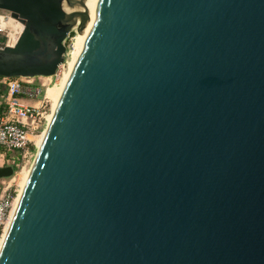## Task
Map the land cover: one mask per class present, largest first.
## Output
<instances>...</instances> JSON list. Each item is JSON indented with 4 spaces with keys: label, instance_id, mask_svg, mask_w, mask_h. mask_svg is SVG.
Here are the masks:
<instances>
[{
    "label": "water",
    "instance_id": "obj_1",
    "mask_svg": "<svg viewBox=\"0 0 264 264\" xmlns=\"http://www.w3.org/2000/svg\"><path fill=\"white\" fill-rule=\"evenodd\" d=\"M86 1L0 0V77L78 32L0 264H264V0Z\"/></svg>",
    "mask_w": 264,
    "mask_h": 264
},
{
    "label": "built area",
    "instance_id": "obj_2",
    "mask_svg": "<svg viewBox=\"0 0 264 264\" xmlns=\"http://www.w3.org/2000/svg\"><path fill=\"white\" fill-rule=\"evenodd\" d=\"M16 21L9 11L0 9V35L3 38L0 46H13L17 42L23 27L13 24L17 23ZM73 31H77V28ZM70 52L71 50L67 49L65 63L70 58ZM58 75L59 70L52 77ZM34 78L0 77V83L7 88L5 101L0 110V149H3L0 156L5 159V164L11 163L20 167L19 161L24 160L38 147L35 139L48 125L49 114L46 109L49 102L46 96L48 88L45 83L40 86L33 85ZM41 94L43 96L39 98ZM22 96L27 97L31 103L24 104L21 101ZM15 179H0V241L5 235L20 196V184L15 182Z\"/></svg>",
    "mask_w": 264,
    "mask_h": 264
},
{
    "label": "rangeland",
    "instance_id": "obj_3",
    "mask_svg": "<svg viewBox=\"0 0 264 264\" xmlns=\"http://www.w3.org/2000/svg\"><path fill=\"white\" fill-rule=\"evenodd\" d=\"M13 24H16L18 25L17 23L13 22ZM77 31H72L70 36L68 37V39L66 40L65 44L67 46V49L71 50L72 49V46H73V43H74V38L75 36L77 35ZM0 37H2L0 35ZM69 63H70V58H69ZM63 71H64V74H63ZM68 71V67H63V68H59V75L58 77H36L33 79V85H36V86H40L42 83H45V85L47 86V88L49 87H55L57 85H60L62 83V80L64 79V76L65 74L67 73ZM42 94L39 96V98H42ZM51 100V99H50ZM21 101L24 103V104H30L31 101L25 97V96H22L21 98ZM53 105H54V101L51 100L47 103V111H48V114H50L53 110ZM47 127V126H46ZM46 127H44V130H42L43 132L45 131ZM40 135V134H39ZM37 151H38V147L35 148V150L33 151L32 154H29L24 160H21L19 161L20 163V167H18V170L15 172V174L9 178H16L15 179V182H18L20 184V181L22 179V175H19L21 171H27L31 168L32 166V163L35 159V156L37 154ZM11 164V163H10ZM6 164H2L0 166H6Z\"/></svg>",
    "mask_w": 264,
    "mask_h": 264
},
{
    "label": "bare ground",
    "instance_id": "obj_4",
    "mask_svg": "<svg viewBox=\"0 0 264 264\" xmlns=\"http://www.w3.org/2000/svg\"><path fill=\"white\" fill-rule=\"evenodd\" d=\"M99 1H100V0H87V1H86V5H87V9H88V11H89V13H90V17H91V15L93 14V12H94V10L96 9V7L98 6ZM16 22H17V24H18L19 26L23 27V25H22L20 22H18V21H16ZM77 34H78V33H77ZM76 46H77V35H76L75 38H74V43H73V46H72V49H71V52H70V63H69V59H68V61H67V62L65 63V65L63 66V67H66V66H67V67H68V71H67V73L65 74L64 79L62 80V83H61L60 85H57V86H55V87H49V88L47 89L46 96H47L48 100H49V101H51V100L54 101L53 110H54V108H55V105H56V103H57V100H58V98H59V95H60V93H61V90H62V88H63V86H64V83H65V81H66V78H67V76H68V74H69V71H70V69H71V66H72V63H73V60H74V57H75ZM63 74H64V71H63ZM50 99H51V100H50ZM53 110H52V112L48 115V121H50V118H51V115H52V113H53ZM48 124H49V122H48ZM47 126H48V125H47ZM46 129H47V127H46ZM46 129H45L44 132H42L40 135H38L37 138L35 139V143L37 144L38 147H39V145H40V143H41V140H42V138H43V136H44V134H45V132H46ZM29 171H30V169L27 170L26 172H25V171H21L20 174H19V175H22V179H21V181H20V194H21V192H22V189H23V186H24L25 181H26V179H27V176H28ZM19 197H20V196H19ZM17 202H18V200H17ZM16 205H17V203H16ZM15 207H16V206H15ZM7 227H8V226H7ZM3 238H4V237H3ZM3 238H2V240H3ZM2 240L0 241V246H1Z\"/></svg>",
    "mask_w": 264,
    "mask_h": 264
},
{
    "label": "crops",
    "instance_id": "obj_5",
    "mask_svg": "<svg viewBox=\"0 0 264 264\" xmlns=\"http://www.w3.org/2000/svg\"><path fill=\"white\" fill-rule=\"evenodd\" d=\"M7 93V88L4 84L0 83V110L2 109V104L5 101V95ZM0 151H3V149L1 148ZM5 164V159L0 156V165Z\"/></svg>",
    "mask_w": 264,
    "mask_h": 264
},
{
    "label": "trees",
    "instance_id": "obj_6",
    "mask_svg": "<svg viewBox=\"0 0 264 264\" xmlns=\"http://www.w3.org/2000/svg\"><path fill=\"white\" fill-rule=\"evenodd\" d=\"M3 38L0 37V41L2 40ZM15 167V171L18 170V167L17 166H14Z\"/></svg>",
    "mask_w": 264,
    "mask_h": 264
}]
</instances>
